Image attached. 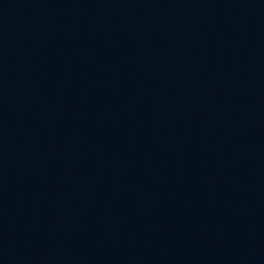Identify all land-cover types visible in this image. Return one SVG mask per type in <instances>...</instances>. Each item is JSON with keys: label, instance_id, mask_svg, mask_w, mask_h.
<instances>
[{"label": "water", "instance_id": "obj_1", "mask_svg": "<svg viewBox=\"0 0 264 264\" xmlns=\"http://www.w3.org/2000/svg\"><path fill=\"white\" fill-rule=\"evenodd\" d=\"M0 264H264V0H0Z\"/></svg>", "mask_w": 264, "mask_h": 264}]
</instances>
